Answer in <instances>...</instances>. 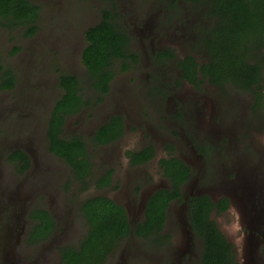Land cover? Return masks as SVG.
<instances>
[{
  "label": "rangeland",
  "instance_id": "374dc122",
  "mask_svg": "<svg viewBox=\"0 0 264 264\" xmlns=\"http://www.w3.org/2000/svg\"><path fill=\"white\" fill-rule=\"evenodd\" d=\"M40 9L34 25L0 18V264H61L59 247L75 245L88 227L81 205L89 197L107 196L122 204L134 228L143 220L150 195L168 188L160 159L173 154L187 162L193 175L182 188L181 201L170 208L166 233L172 244L156 249L152 241L131 235L107 264H200L203 242L189 227L188 198L208 194L226 197L232 205L212 219L234 244L241 264L254 257L248 225L259 211L257 194L264 192V110L253 111V95L231 85L211 84L196 91L180 82L177 60L206 55L197 48L206 27L207 3L200 0H30ZM116 13L117 22L131 35L130 50L138 63L122 71L115 63L110 91L99 95L91 88L81 61L86 30L99 23L102 13ZM170 49L177 59L161 60ZM15 84L3 88L4 72ZM61 73L77 75L89 105L66 120L64 135L82 136L93 157L94 177L114 170V185L81 191L71 169L49 151L48 122L58 98ZM123 116V137L106 146L92 143L94 132L112 116ZM154 145L156 157L132 166L127 151ZM27 152L30 168L21 172L8 161L15 151ZM248 186L244 197L240 185ZM245 194V193H244ZM252 196V195H254ZM253 201L254 205L247 201ZM44 209L56 220L51 239L31 246L26 238L31 210ZM251 250L249 249V244Z\"/></svg>",
  "mask_w": 264,
  "mask_h": 264
},
{
  "label": "trees",
  "instance_id": "16d2710c",
  "mask_svg": "<svg viewBox=\"0 0 264 264\" xmlns=\"http://www.w3.org/2000/svg\"><path fill=\"white\" fill-rule=\"evenodd\" d=\"M200 1L207 3V17L213 23L204 29L197 42V48L206 55V60L201 63L192 55L180 59V79L197 88L208 82L219 88L231 85L251 92L254 98L252 110H264V0ZM39 11V7L30 0H0V18L11 19L17 24H32L28 35L37 29L34 23ZM116 19L114 11L105 10L101 21L85 32L87 45L81 61L87 70L89 85L99 95L109 93L116 75V62H121L122 71H126L139 59L129 48V33ZM161 54L167 59L175 57L170 50ZM3 74V88L11 89L15 84L14 77L8 71ZM59 86L62 94L48 122L49 151L68 164L81 191L92 185L99 190L111 187L114 170H106L95 178L93 157L85 139L64 135L67 118L80 114L89 105L81 79L75 74L61 73ZM125 130L123 116L115 115L94 132L91 141L95 146L109 145L120 140ZM167 149L169 158L160 160V168L170 186L151 194L143 220L133 228L122 204L103 195L87 198L80 211L88 230L78 244L59 247L61 264H107L131 235L150 240L157 246L169 241V235L163 233L169 216L168 208L173 201L182 199V186L192 173L189 165L173 154V146L168 145ZM155 155L156 149L152 144L140 151L126 152L132 166L147 164ZM9 161L18 163L21 172H26L31 163L29 156L20 150L13 152ZM228 207L229 201L225 198L217 203L209 195L189 198L190 224L203 242L201 264H237L231 243L212 219L214 210L223 213ZM30 218L32 226L27 243L37 245L49 241L56 231L53 216L47 210L38 209L31 212Z\"/></svg>",
  "mask_w": 264,
  "mask_h": 264
},
{
  "label": "flooded vegetation",
  "instance_id": "af4514ba",
  "mask_svg": "<svg viewBox=\"0 0 264 264\" xmlns=\"http://www.w3.org/2000/svg\"><path fill=\"white\" fill-rule=\"evenodd\" d=\"M130 35V34H129ZM130 37H131V35H130ZM131 43H132V37H131V42H130V46H129V48L131 47ZM166 50H170V49H164V50H162V51H160V52H158V54H157V56H158V58L159 59H161V60H174V59H177V56H176V54H174L175 55V57L173 58V59H167L166 57H163L162 56V54L161 53H163L164 51H166ZM171 51V50H170ZM172 52V51H171ZM137 54V53H136ZM138 55V54H137ZM191 55V54H190ZM186 56H188V55H186ZM185 56V57H186ZM192 56H194V55H192ZM139 57V56H138ZM185 57H182V58H185ZM195 57V56H194ZM182 58H179L178 60H177V67H178V61L180 60V59H182ZM197 59V58H196ZM139 60V59H138ZM179 69V68H178ZM179 71H180V78H181V70L179 69ZM114 80V79H113ZM112 83V82H111ZM182 83H188L189 85H191L196 91H200V89L202 88V87H205L207 84H210V83H208V82H205L204 84H202V87L201 88H197L196 86H194L193 84H191L189 81H187V80H182V79H180V82H179V86H180V84H182ZM212 85V84H211ZM213 86H215V85H213ZM217 87V86H216ZM113 144V143H112ZM110 145V144H109ZM106 146V145H105ZM145 147H147V146H145ZM144 147V148H145ZM144 148H142V149H144ZM142 149H139V150H133V151H140V150H142ZM15 151H17V150H15ZM15 151H13V152H15ZM20 151H22V150H20ZM13 152H11L9 155H8V161H9V156L13 153ZM24 152V151H23ZM26 154H27V152H25ZM176 156V155H175ZM155 157H156V155H155ZM154 157V158H155ZM178 157V156H177ZM153 158V159H154ZM163 158H169L168 156H166V157H163ZM178 158H180V157H178ZM129 159V158H128ZM152 159V160H153ZM162 159V158H161ZM160 159V160H161ZM181 159V158H180ZM151 160V161H152ZM181 160H183V159H181ZM184 161V160H183ZM10 162V161H9ZM186 164H187V162L186 161H184ZM10 163H12V164H15V165H19L18 163H13V162H10ZM130 163V162H129ZM149 163V162H148ZM31 164V163H30ZM145 165V164H144ZM188 165V164H187ZM138 166H141V165H138ZM29 168H30V166H29ZM28 168V169H29ZM191 169V168H190ZM191 173H192V175H193V172H192V169H191ZM192 175H191V178H192ZM113 176H114V174H113ZM190 178V179H191ZM190 179L182 186V188L190 181ZM113 185H114V178H113ZM112 185V186H113ZM240 189H241V193L243 194V196L245 197L246 195H247V193L248 194H251L250 193V189L248 188V186H246V185H244L243 186V184H241L240 185ZM245 193V194H244ZM201 195H208V194H199V195H191V196H189V198L190 197H192V196H201ZM210 196V195H209ZM252 196H254V197H256L255 196V194L254 195H252ZM110 198V197H109ZM182 198H184L183 197V192H182ZM189 198H188V206H189ZM212 198V197H211ZM223 198H225V199H227L228 201H229V207H228V209L225 211V212H223V213H218V211L217 210H214L213 211V214L215 213V212H217L218 214H224V213H226L227 211H229L230 210V207H231V205H232V203H231V201H230V199H228V198H226V197H223ZM112 199V198H111ZM213 199V198H212ZM221 199V198H220ZM220 199H218V200H214L213 199V201L215 202V203H217ZM114 200V199H113ZM182 199H179V200H176V201H173L171 204H170V206H169V208H168V213H169V215H170V208H171V206H172V204L174 203V202H179V201H181ZM257 200H258V206H259V211L257 212V211H254V210H252V209H250V211L252 212V215H253V217H254V220L255 221H253V223L251 224V225H249V224H247L248 225V228L250 229V237H251V239H253L254 241H253V243L255 244V246H254V257H252V258H250L249 259V264H264V192H259L258 194H257ZM114 201H116V200H114ZM117 202V201H116ZM118 203V202H117ZM247 203L248 204H251V205H254V202L253 201H250V200H248L247 201ZM120 204V203H119ZM34 210H38V209H34ZM33 210H31L30 212H29V215H28V217H29V219L31 220V218H30V214H31V212H32ZM50 213V212H49ZM51 214V213H50ZM52 215V214H51ZM54 218V217H53ZM55 219V218H54ZM168 220H169V216H168ZM168 220H167V222H166V225H165V229H164V231H163V233L164 234H166V235H169V241L167 242V243H164V245H160V246H157V245H155L153 242H152V245L156 248V249H161V248H164V247H166V246H169V245H171L172 244V242H173V240H172V236L170 235V234H167L166 233V226H167V223H168ZM56 221V220H55ZM189 222H190V220H189ZM31 226H32V220H31ZM31 226H30V229L28 230V235H29V232H30V230H31ZM56 226H57V224H56ZM189 227L191 228V230H192V232L194 233V235L199 239V240H201L197 235H196V233H195V231L193 230V228H192V226H191V224L189 225ZM219 227V226H218ZM220 229V228H219ZM220 231H221V229H220ZM222 232V231H221ZM223 233V232H222ZM224 234V233H223ZM28 235H27V238H26V241H27V239H28ZM225 235V234H224ZM226 236V235H225ZM226 238H227V236H226ZM227 240H228V242H230L229 241V239L227 238ZM202 241V240H201ZM231 243V242H230ZM39 244H41V243H39ZM39 244H37V245H39ZM30 245V244H29ZM37 245H31V246H37ZM231 245H232V254L233 255H235V261H236V263L237 264H241V262L239 261V258H238V256H237V254H236V249H235V246H234V244L233 243H231ZM251 243L249 244V249L251 250ZM60 262H61V260H60ZM200 264H201V262H200Z\"/></svg>",
  "mask_w": 264,
  "mask_h": 264
},
{
  "label": "water",
  "instance_id": "95a60500",
  "mask_svg": "<svg viewBox=\"0 0 264 264\" xmlns=\"http://www.w3.org/2000/svg\"><path fill=\"white\" fill-rule=\"evenodd\" d=\"M151 196V195H150ZM131 223V222H130ZM132 226V225H131Z\"/></svg>",
  "mask_w": 264,
  "mask_h": 264
}]
</instances>
